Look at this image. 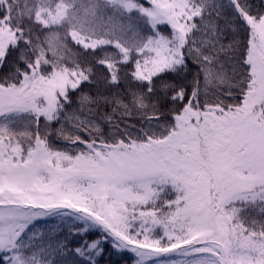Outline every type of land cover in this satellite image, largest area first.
<instances>
[{
  "label": "snow or ice",
  "instance_id": "obj_1",
  "mask_svg": "<svg viewBox=\"0 0 264 264\" xmlns=\"http://www.w3.org/2000/svg\"><path fill=\"white\" fill-rule=\"evenodd\" d=\"M0 264H264V0H0Z\"/></svg>",
  "mask_w": 264,
  "mask_h": 264
}]
</instances>
